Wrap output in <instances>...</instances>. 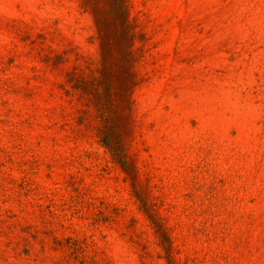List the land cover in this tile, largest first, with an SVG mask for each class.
<instances>
[{
  "label": "rangeland",
  "instance_id": "rangeland-1",
  "mask_svg": "<svg viewBox=\"0 0 264 264\" xmlns=\"http://www.w3.org/2000/svg\"><path fill=\"white\" fill-rule=\"evenodd\" d=\"M126 2L134 176L72 87L91 14L0 0V264H264V0Z\"/></svg>",
  "mask_w": 264,
  "mask_h": 264
},
{
  "label": "trees",
  "instance_id": "trees-1",
  "mask_svg": "<svg viewBox=\"0 0 264 264\" xmlns=\"http://www.w3.org/2000/svg\"><path fill=\"white\" fill-rule=\"evenodd\" d=\"M80 4L92 16L99 47L97 76L89 83L78 76L74 89L87 102L99 110L105 121L101 129V141L129 175L135 167L124 160L120 148L121 134L118 125L124 117V131L131 119V93L138 83L134 70L136 54L133 50L134 30L129 20L126 0H80ZM70 78L72 72L68 73ZM70 82V80H69ZM74 85V86H73ZM122 126V125H121Z\"/></svg>",
  "mask_w": 264,
  "mask_h": 264
}]
</instances>
